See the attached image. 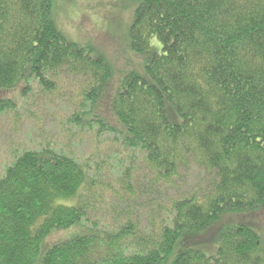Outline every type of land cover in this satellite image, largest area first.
<instances>
[{
    "label": "trees",
    "instance_id": "16d2710c",
    "mask_svg": "<svg viewBox=\"0 0 264 264\" xmlns=\"http://www.w3.org/2000/svg\"><path fill=\"white\" fill-rule=\"evenodd\" d=\"M135 1L140 69L67 38L53 0H0V114L18 108V87L24 98L78 79L73 122L115 132L132 156L118 181L126 219L104 224L89 164L49 147L14 152L0 173V264H264V0ZM192 165L208 176L202 194L172 199L145 232L140 198L178 190Z\"/></svg>",
    "mask_w": 264,
    "mask_h": 264
},
{
    "label": "rangeland",
    "instance_id": "374dc122",
    "mask_svg": "<svg viewBox=\"0 0 264 264\" xmlns=\"http://www.w3.org/2000/svg\"><path fill=\"white\" fill-rule=\"evenodd\" d=\"M136 5L135 0H53L52 18L70 40L93 48L95 54L105 55L117 67L140 69V58L132 56L129 47V30ZM81 84V80L65 77L61 87H55L51 92L42 87H30L24 98L21 97L22 87L13 92L18 108L0 114V173L12 160L14 152L40 147L63 151L89 164L91 174L100 181L96 188L99 195L93 217L104 224L115 223L116 220V223H123L127 205L124 201L119 202L117 197L123 194L129 197L131 194L124 189L122 191L118 181L125 176L132 156L119 145L115 132L100 133L94 122H73L71 116L81 109L78 106L83 100L84 87ZM84 111L88 113L89 106ZM207 181L208 176L192 165L184 172L178 190L159 192L152 201H148L151 197L140 198L134 211L142 229L145 232L150 230L153 217L157 222L166 218L172 199L190 195L198 188H202L201 195ZM155 202L160 205L155 206ZM79 230L82 229L75 226L58 231L48 242L51 238L53 243L71 238ZM171 262L169 259L165 264Z\"/></svg>",
    "mask_w": 264,
    "mask_h": 264
}]
</instances>
